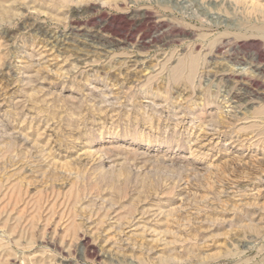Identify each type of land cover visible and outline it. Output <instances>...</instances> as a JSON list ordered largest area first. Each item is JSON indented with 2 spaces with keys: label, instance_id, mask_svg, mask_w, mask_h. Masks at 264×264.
I'll list each match as a JSON object with an SVG mask.
<instances>
[{
  "label": "rangeland",
  "instance_id": "obj_1",
  "mask_svg": "<svg viewBox=\"0 0 264 264\" xmlns=\"http://www.w3.org/2000/svg\"><path fill=\"white\" fill-rule=\"evenodd\" d=\"M255 2L0 0V264H264Z\"/></svg>",
  "mask_w": 264,
  "mask_h": 264
},
{
  "label": "bare ground",
  "instance_id": "obj_2",
  "mask_svg": "<svg viewBox=\"0 0 264 264\" xmlns=\"http://www.w3.org/2000/svg\"><path fill=\"white\" fill-rule=\"evenodd\" d=\"M258 2H260V1H258ZM258 2H255V4H254L255 9H256V8H258V9H259V8H264V5H263L264 3H263V4H262V3L260 4V3H258ZM1 7H2V5H1ZM7 9H8V8H7ZM1 10L3 11V10H5V8L2 7ZM7 11H8V10H7ZM5 12H6V11H5ZM8 12L10 13V11H8ZM258 27H259V29L264 30V24H260V26H258ZM263 32H264V31H263ZM190 62H192V61H190ZM181 65H182V64H181ZM185 66H187V64H186ZM192 66H194V65L192 64ZM178 67H179V66H178ZM182 67H183V66H182ZM182 67H181V68H182ZM187 67H188V66H187ZM194 67H195V66H194ZM175 68H176V67H175ZM183 68H185V67H183ZM176 69H177V68H176ZM178 69H180V68H178ZM187 69H188V68H187ZM191 69H192V68H191ZM180 70H181V69H180ZM193 71H194V70H193ZM180 72H181V71H180ZM180 72H179V70H178V74H179ZM188 72H189V71H188ZM173 73H174V72H173ZM192 73H193V72H192ZM174 76L177 77V74L174 75ZM177 78H179V77H177ZM191 79H192V78H191ZM260 108H261V107H260ZM263 108H264V107H263ZM259 110H260V109H258V111H259ZM261 110H263V109H261ZM263 111H264V110H263ZM263 111H262V112H263ZM259 112H260V111H259ZM262 112H260V113H262ZM256 113H257V112H256ZM260 113H259V114H260ZM262 115H264V114H262ZM259 116H260V115H259Z\"/></svg>",
  "mask_w": 264,
  "mask_h": 264
}]
</instances>
